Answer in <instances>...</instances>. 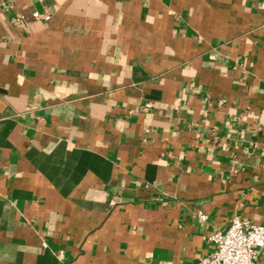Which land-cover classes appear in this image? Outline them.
I'll return each mask as SVG.
<instances>
[{
  "label": "crops",
  "instance_id": "1",
  "mask_svg": "<svg viewBox=\"0 0 264 264\" xmlns=\"http://www.w3.org/2000/svg\"><path fill=\"white\" fill-rule=\"evenodd\" d=\"M235 217L264 223V0H0V264H194Z\"/></svg>",
  "mask_w": 264,
  "mask_h": 264
},
{
  "label": "built area",
  "instance_id": "2",
  "mask_svg": "<svg viewBox=\"0 0 264 264\" xmlns=\"http://www.w3.org/2000/svg\"><path fill=\"white\" fill-rule=\"evenodd\" d=\"M199 216L207 218L203 212ZM208 239L214 249L194 264H254L260 249L264 248V223L235 217L227 229L216 230Z\"/></svg>",
  "mask_w": 264,
  "mask_h": 264
}]
</instances>
